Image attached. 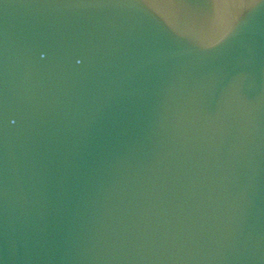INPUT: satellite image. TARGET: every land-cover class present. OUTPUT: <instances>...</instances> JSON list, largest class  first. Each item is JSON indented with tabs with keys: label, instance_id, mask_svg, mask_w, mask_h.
<instances>
[{
	"label": "water",
	"instance_id": "95a60500",
	"mask_svg": "<svg viewBox=\"0 0 264 264\" xmlns=\"http://www.w3.org/2000/svg\"><path fill=\"white\" fill-rule=\"evenodd\" d=\"M0 0V264H264V0Z\"/></svg>",
	"mask_w": 264,
	"mask_h": 264
},
{
	"label": "clouds",
	"instance_id": "9594fccd",
	"mask_svg": "<svg viewBox=\"0 0 264 264\" xmlns=\"http://www.w3.org/2000/svg\"><path fill=\"white\" fill-rule=\"evenodd\" d=\"M259 3H260V0H259ZM259 3H258V4H259Z\"/></svg>",
	"mask_w": 264,
	"mask_h": 264
}]
</instances>
